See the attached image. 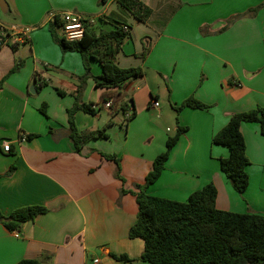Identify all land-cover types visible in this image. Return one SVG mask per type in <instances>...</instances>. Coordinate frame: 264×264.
<instances>
[{"label":"crops","instance_id":"crops-1","mask_svg":"<svg viewBox=\"0 0 264 264\" xmlns=\"http://www.w3.org/2000/svg\"><path fill=\"white\" fill-rule=\"evenodd\" d=\"M140 1L152 10L146 23L122 11L116 0L103 5L98 0H0L5 10L0 9V25L31 29L25 43L0 50V211L7 216L25 207L48 210L15 232L0 223V264H146L113 255L138 260L143 254L144 241L128 236L137 221L136 186L145 183L179 127L187 131L147 193L186 202L213 184L219 210L264 215L260 125L241 126L250 160V185L242 194L220 168L229 149L213 143L233 115L264 108V0ZM64 11L95 19L90 27L96 33L114 29L113 18L124 19L130 37L114 61L144 72L127 83L116 112L75 114L79 131L107 134L88 141L79 153L69 136L68 111L78 98L85 105L102 104L106 90L94 81L101 74L97 60L86 76L82 56L63 52L54 40L50 25ZM40 82L47 86L38 90ZM49 88L57 96L45 94ZM190 97L208 108L176 112ZM133 112L136 116L127 120L125 114ZM22 134L36 137L20 141ZM132 134L143 135L145 146L138 140L129 144ZM4 141L11 143L10 153L2 150ZM106 156L119 161L121 179L116 161Z\"/></svg>","mask_w":264,"mask_h":264},{"label":"trees","instance_id":"trees-1","mask_svg":"<svg viewBox=\"0 0 264 264\" xmlns=\"http://www.w3.org/2000/svg\"><path fill=\"white\" fill-rule=\"evenodd\" d=\"M103 3L104 0H101ZM120 9L133 16L138 22L146 23L152 10L140 0H116ZM260 8V7H259ZM259 8L252 10L257 12ZM111 31L96 33L86 24L85 37L77 42H68L58 37L59 19L55 17L50 25L51 34L63 52H77L82 56L86 76H91L90 63L97 60L101 66V74L94 77L96 87L105 89L101 103L112 101L111 109L116 112L120 103L125 100V88L132 79L144 76L141 68L123 69L115 61V55L121 51L122 45L130 37L129 26L122 18H113ZM128 27V31L124 27ZM14 47V46H13ZM148 50L141 57L145 59ZM40 82L38 90L46 87ZM60 92V91H59ZM126 106H130L126 103ZM93 105H85L76 100L69 114V136L75 151L79 153L88 141L107 138L104 129L99 131H79L75 122V114L83 111L96 114ZM122 107V106H121ZM204 110L208 106L194 97L185 100L179 107ZM136 116L133 112L127 120ZM243 123H257L264 136V108L237 113L228 124L213 138V143L225 146L230 154L220 159L221 171L226 175L233 188L240 194L249 185L247 168L250 160L246 153V142L241 132ZM187 128L179 127L176 134L166 143V149L159 154L152 165L143 185H137L136 193L138 214L136 223L129 230L130 239L144 241V252L138 260L127 255H113L118 261H142L146 264H264V215L256 213L239 214L219 210L216 206L218 191L213 184L206 185L194 192L186 202H178L159 198L147 193V189L156 183L162 175L171 151L177 145ZM35 135L27 136L31 140ZM115 160L118 165L117 177L120 176V164L115 156H106ZM125 191L122 190V193ZM44 207L33 206L20 208L10 215L0 211V223L9 231H18L21 226L38 216L46 214ZM18 264H42L38 260H22Z\"/></svg>","mask_w":264,"mask_h":264},{"label":"built area","instance_id":"built-area-1","mask_svg":"<svg viewBox=\"0 0 264 264\" xmlns=\"http://www.w3.org/2000/svg\"><path fill=\"white\" fill-rule=\"evenodd\" d=\"M55 17L59 19V29L60 37L65 39L68 42H77L82 40L85 37L86 24L91 26L95 19L84 17L83 15L71 12L64 11L57 14ZM128 31V27H124ZM31 29L27 27L19 26H3L0 25V50L6 46H16L18 44L25 43L29 39ZM112 101L102 103L99 105H94L92 108L96 111L101 109L111 110ZM154 108L159 107V103L153 102ZM126 118H129L130 115L125 114ZM27 139L25 134L20 136V141H25ZM1 148L3 152H11V143L4 141L1 143ZM96 263L98 261H95Z\"/></svg>","mask_w":264,"mask_h":264},{"label":"rangeland","instance_id":"rangeland-1","mask_svg":"<svg viewBox=\"0 0 264 264\" xmlns=\"http://www.w3.org/2000/svg\"><path fill=\"white\" fill-rule=\"evenodd\" d=\"M99 1V3L100 4H102L103 5V3L101 2V0H98ZM56 31H57V35H58V37H60V29L59 28H57L56 29ZM51 32V31H50ZM91 67H92V65H91ZM46 93L45 94H47L48 96H49V93H51V92H53L54 93V95L55 96H57V94L53 91V90H51L50 88L49 89H47V91H45ZM153 120V119H152ZM139 121H141V119H139ZM145 123H146V121L147 120H143ZM153 121H156L157 123H159V120H156V118L153 120ZM163 129H164V131L166 130V126H163ZM175 135V134H174ZM130 139L131 140H129V144H131V141H137L138 140V142L140 143H142L144 146H145V142H146V140H143V135H141V136H139V135H135V134H132L131 135V137H130ZM148 139V138H147Z\"/></svg>","mask_w":264,"mask_h":264},{"label":"water","instance_id":"water-1","mask_svg":"<svg viewBox=\"0 0 264 264\" xmlns=\"http://www.w3.org/2000/svg\"><path fill=\"white\" fill-rule=\"evenodd\" d=\"M0 9L4 12L5 10H4V7H3V5H2V3L0 2ZM34 89V88H33ZM31 91H32V89H31Z\"/></svg>","mask_w":264,"mask_h":264}]
</instances>
